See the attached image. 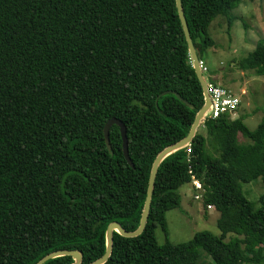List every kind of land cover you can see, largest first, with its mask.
<instances>
[{
    "label": "trees",
    "instance_id": "1",
    "mask_svg": "<svg viewBox=\"0 0 264 264\" xmlns=\"http://www.w3.org/2000/svg\"><path fill=\"white\" fill-rule=\"evenodd\" d=\"M243 1L182 0L200 62L216 45L211 23L225 17L230 32ZM242 63L264 77V38ZM204 104L175 0H0V264H37L60 250L81 252V264L103 257L110 224L138 229L157 156L188 135ZM112 118L126 126L134 168L116 125L107 148ZM191 171L204 208L220 213L222 237L201 231L160 245L156 229L168 235L165 214L181 206ZM258 180L264 117L255 130L243 117L206 118L160 164L144 232H114L105 264H264V193L256 208L243 191Z\"/></svg>",
    "mask_w": 264,
    "mask_h": 264
},
{
    "label": "rangeland",
    "instance_id": "2",
    "mask_svg": "<svg viewBox=\"0 0 264 264\" xmlns=\"http://www.w3.org/2000/svg\"><path fill=\"white\" fill-rule=\"evenodd\" d=\"M236 18L228 32V21L219 16L209 27V33L216 42L214 47L200 53L201 62L208 69L204 73L207 82H223L228 89L239 97L241 104L231 115L235 120L244 118L245 125L255 130L264 117V77L258 76L253 70L243 67V60L254 51L258 41L264 38V3L261 0H245L232 11ZM201 133L206 131L201 128ZM241 143L247 139L240 135ZM247 198L260 207L259 198L264 193V182L261 180L243 185ZM181 206L166 212L168 235L161 227L156 229L157 241L163 245L167 238L173 244L186 243L201 231L222 237L219 228L220 213L215 208H204L202 199L196 200L195 191L190 184L183 186ZM232 234L226 235L223 241L232 244ZM202 261L210 260L203 256Z\"/></svg>",
    "mask_w": 264,
    "mask_h": 264
},
{
    "label": "water",
    "instance_id": "3",
    "mask_svg": "<svg viewBox=\"0 0 264 264\" xmlns=\"http://www.w3.org/2000/svg\"><path fill=\"white\" fill-rule=\"evenodd\" d=\"M175 1H176L177 10H178V15H179L182 27H183L184 35H185V38H186V41L188 44L192 66H193V68L196 72L197 78H198V80L202 86L205 104L202 107V109L197 113L194 124L192 125L188 135H186V137L184 139H182L181 141H179L178 143L165 148L157 156V158L153 164L152 170H151L147 196H146L144 208L142 209L143 212H142L141 221H140V225H139L138 229L133 231V232H129V231L125 230L117 222L110 224L107 231H106V252H105L103 257H101L100 259H98L97 261H95L91 264H105V263H107L108 259L111 256L112 249H113L114 232H116L119 235L126 237V238H136L144 232L146 225H147L148 218H149V213H150L149 209H151L152 196H153V191H154V187H155V180L157 177V173H158V169H159L160 164L162 163V161L166 157L177 152L178 150H181V149L187 147L188 145H190V143H192L194 136H196V133H197L199 127L201 126L203 121L206 119V116H207V114L210 110V107H211V98L209 96L208 84H207V81L203 75V72L201 69V64L199 63L200 59L198 57L195 45L193 43L189 28H188V24L186 21V17H185L183 5H182V0H175ZM183 101L186 105H188L190 108H192V106L187 101H185V100H183ZM114 125H116L120 129V135L122 137V142H123L124 157H125L127 163L132 168H134L135 166H134V164L131 161V158L129 156V147H128V138L126 135L127 134L126 126L124 125L123 122H121L120 120H118L116 118H112L111 120H109L108 123L104 127V133L103 134L105 136L107 148L109 149V151H111L112 147H111V143H110V134L109 133H110L111 127ZM68 255L73 257V259H74L73 264H81L83 261L82 253L77 251V250H75V251L60 250V251H56L54 253L47 255L46 257L41 259L37 264H45L52 259L63 257V256H68Z\"/></svg>",
    "mask_w": 264,
    "mask_h": 264
},
{
    "label": "built area",
    "instance_id": "4",
    "mask_svg": "<svg viewBox=\"0 0 264 264\" xmlns=\"http://www.w3.org/2000/svg\"><path fill=\"white\" fill-rule=\"evenodd\" d=\"M199 63L201 64V69L204 75V73L208 72V69L202 62L199 61ZM207 84L209 96L211 98V107L206 118L218 119L225 114L233 115L241 104L239 97H237L232 90L223 85H214L208 82ZM190 174L192 175L190 185L196 193L194 194V197L196 200H200L202 199L204 192L203 185L200 180L193 175L192 171Z\"/></svg>",
    "mask_w": 264,
    "mask_h": 264
},
{
    "label": "clouds",
    "instance_id": "5",
    "mask_svg": "<svg viewBox=\"0 0 264 264\" xmlns=\"http://www.w3.org/2000/svg\"><path fill=\"white\" fill-rule=\"evenodd\" d=\"M207 81V80H206Z\"/></svg>",
    "mask_w": 264,
    "mask_h": 264
},
{
    "label": "crops",
    "instance_id": "6",
    "mask_svg": "<svg viewBox=\"0 0 264 264\" xmlns=\"http://www.w3.org/2000/svg\"><path fill=\"white\" fill-rule=\"evenodd\" d=\"M222 82V81H221Z\"/></svg>",
    "mask_w": 264,
    "mask_h": 264
}]
</instances>
